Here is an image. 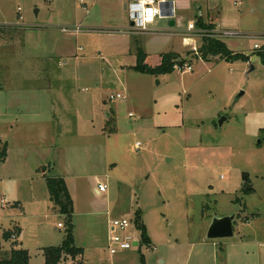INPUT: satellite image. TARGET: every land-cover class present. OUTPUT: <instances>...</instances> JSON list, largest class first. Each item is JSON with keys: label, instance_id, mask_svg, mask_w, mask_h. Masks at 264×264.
<instances>
[{"label": "rangeland", "instance_id": "rangeland-1", "mask_svg": "<svg viewBox=\"0 0 264 264\" xmlns=\"http://www.w3.org/2000/svg\"><path fill=\"white\" fill-rule=\"evenodd\" d=\"M129 1L0 0L2 253L18 240L30 264H45L44 248L64 246L71 229L83 252L60 264H264V62L254 47L264 45V0H177V24L158 19L145 34L127 31ZM197 6L247 59L205 61L203 33L184 41L191 20L216 30L197 25ZM140 49L152 66L174 51L191 68L139 72ZM49 177L65 179L71 220L50 201ZM235 214L233 236L207 238L214 217ZM122 217L138 245L112 254L110 223Z\"/></svg>", "mask_w": 264, "mask_h": 264}, {"label": "trees", "instance_id": "trees-1", "mask_svg": "<svg viewBox=\"0 0 264 264\" xmlns=\"http://www.w3.org/2000/svg\"><path fill=\"white\" fill-rule=\"evenodd\" d=\"M197 25L209 29H213L215 25H205L202 16H198ZM259 55L264 62V47L257 49ZM199 55L205 61H211V57L220 56L222 59H247V57L241 53H234L229 49L227 44L220 38L213 36H203L201 44L198 49ZM147 54L142 50L137 51V62L134 69L153 75L169 74L175 71L176 67H183L186 63L189 64V60H182L181 55L174 51H169L161 54V62L158 65L152 66L146 63ZM249 59V58H248ZM191 66V65H190ZM7 143L0 150L2 159H5L7 155ZM50 201L55 208L65 213L72 218L74 212L73 199L68 190L66 181L63 177H49L47 179ZM245 207V206H244ZM2 227H0V231ZM143 240L149 242L146 236V231L143 226ZM21 228L15 230H3V238L6 241L11 240L15 233L20 238ZM18 240L11 242V252L8 254L2 253L0 247V264H30V254L27 249L20 246ZM83 252L82 248H78L74 244V237L72 230H68L67 239L65 245L62 247H46L44 248L45 253V264H60L64 260L65 256L71 254L73 258H76L80 253Z\"/></svg>", "mask_w": 264, "mask_h": 264}, {"label": "built area", "instance_id": "built-area-1", "mask_svg": "<svg viewBox=\"0 0 264 264\" xmlns=\"http://www.w3.org/2000/svg\"><path fill=\"white\" fill-rule=\"evenodd\" d=\"M126 9L129 12L130 19L132 21L131 26L127 28V31L132 33H149L157 31L155 26L156 21L167 19L168 22L172 19L176 21L178 18V1L177 0H130L126 5ZM176 25V24H175ZM171 27V26H170ZM182 27V26H179ZM185 34L184 41L192 35H198L203 33V36L209 35L213 37H220L222 35H228L231 31H217V30H201L196 28L195 23L191 20L187 23V27L179 29ZM264 37V33L261 35ZM255 49H262L264 45L255 44ZM196 49V48H195ZM189 69L191 66H187ZM122 93H116L110 95V100L123 99ZM137 148L140 147V143H136ZM108 190L107 183L98 184V192L104 193ZM131 226L130 219L126 217L115 218L111 220V234L109 236V250L112 254L119 251H126L135 245V240L129 234V228Z\"/></svg>", "mask_w": 264, "mask_h": 264}, {"label": "water", "instance_id": "water-1", "mask_svg": "<svg viewBox=\"0 0 264 264\" xmlns=\"http://www.w3.org/2000/svg\"><path fill=\"white\" fill-rule=\"evenodd\" d=\"M126 8V5H125ZM176 22L174 19L169 21V26H175ZM243 92L239 95L241 96ZM227 119L226 116L221 117L218 121H214V124H223ZM246 189H251V185L245 184ZM235 215L223 216V217H214L210 224L207 237L209 239L216 238H227L234 235V219ZM135 245H138V242H135Z\"/></svg>", "mask_w": 264, "mask_h": 264}, {"label": "crops", "instance_id": "crops-1", "mask_svg": "<svg viewBox=\"0 0 264 264\" xmlns=\"http://www.w3.org/2000/svg\"><path fill=\"white\" fill-rule=\"evenodd\" d=\"M197 8H198V10H199V15L198 16H203L204 14H203V11L201 12V7H199V6H197ZM176 22V21H175ZM177 24V23H176ZM1 25V24H0ZM12 25H15V24H13L12 23ZM215 28H216V30L217 31H229L228 29H218V27H217V25L215 24ZM143 34H145V33H143ZM222 37H224V35H222V36H220V37H218V38H222ZM192 41V43H194L195 42V39H190V42ZM159 62H161V56H160V61ZM208 238V237H207ZM154 249H156V247H154Z\"/></svg>", "mask_w": 264, "mask_h": 264}]
</instances>
